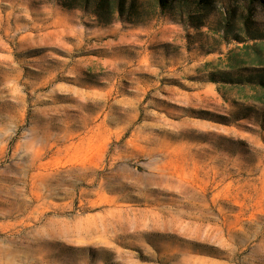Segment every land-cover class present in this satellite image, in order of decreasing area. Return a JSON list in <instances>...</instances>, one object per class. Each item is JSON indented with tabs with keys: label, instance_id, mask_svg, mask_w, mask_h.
<instances>
[{
	"label": "rangeland",
	"instance_id": "rangeland-1",
	"mask_svg": "<svg viewBox=\"0 0 264 264\" xmlns=\"http://www.w3.org/2000/svg\"><path fill=\"white\" fill-rule=\"evenodd\" d=\"M213 2L0 0V264H264V0Z\"/></svg>",
	"mask_w": 264,
	"mask_h": 264
},
{
	"label": "trees",
	"instance_id": "trees-1",
	"mask_svg": "<svg viewBox=\"0 0 264 264\" xmlns=\"http://www.w3.org/2000/svg\"><path fill=\"white\" fill-rule=\"evenodd\" d=\"M61 0L62 4L72 8H79L84 12L93 14L99 22L110 23L116 18L125 19L130 22L140 21L146 18L149 14V7L162 9H168L177 13L179 16L186 14L188 19H207L210 12H213L214 2L213 0ZM148 3V4H147ZM213 7V8H212ZM239 11V12H238ZM238 13L244 21L245 30L248 32L249 39H261L263 36L259 34L258 28L251 27L253 21L250 17V13L244 14L243 8H240L236 4H230L229 7L222 6L220 10L216 9V15L222 20L217 18V21L226 23L229 25V16L233 13ZM215 13V12H214ZM227 25V26H228ZM258 32L256 36L251 35V31ZM234 39L241 40L238 36H234ZM264 71V70H262ZM263 75V74H262ZM261 85H264V80L261 81Z\"/></svg>",
	"mask_w": 264,
	"mask_h": 264
}]
</instances>
